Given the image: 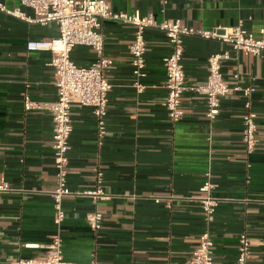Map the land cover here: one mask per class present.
Segmentation results:
<instances>
[{
  "label": "crops",
  "instance_id": "0c3cea01",
  "mask_svg": "<svg viewBox=\"0 0 264 264\" xmlns=\"http://www.w3.org/2000/svg\"><path fill=\"white\" fill-rule=\"evenodd\" d=\"M1 1L9 8L21 7L20 0ZM106 1L116 12L139 10L158 23L181 19L205 30L242 24L256 36L264 30V0ZM22 9L34 15L32 9ZM101 32L105 55L112 60L105 72L112 85L107 133L99 139L93 110L73 106L71 193L63 199L66 218L57 226L54 117L45 108L26 111L24 93L42 105L57 101L52 54L29 52L26 44L55 38L59 28L0 12V183L4 178L9 186L0 194V264L41 258L43 248L24 244L45 246L57 234L63 239L65 259L72 262L188 264L206 231L214 242V264H237L242 234L250 242L248 262L264 264V53L235 51L215 39L185 38L188 85L204 84L210 55L226 52L230 58L222 62V72L229 85H255L258 145L249 154L242 140L241 92L231 91L222 99L214 120L207 117V96L187 92L184 117L173 123L166 109L169 39L156 27L146 30V75L139 90L128 50L134 27L103 20ZM71 57L87 66L97 55L90 47L78 46ZM207 181L214 184L209 193L203 190ZM97 190L102 195L92 193ZM205 196L219 200L211 223L200 200ZM96 210L104 216L97 232L86 221Z\"/></svg>",
  "mask_w": 264,
  "mask_h": 264
},
{
  "label": "built area",
  "instance_id": "2783aa9c",
  "mask_svg": "<svg viewBox=\"0 0 264 264\" xmlns=\"http://www.w3.org/2000/svg\"><path fill=\"white\" fill-rule=\"evenodd\" d=\"M21 7L9 8L4 1L0 2V12L24 20L29 23L47 25L56 23L59 35L52 39H32L26 44L29 52H49L52 57L49 65L55 70V85L58 99L51 104H40L24 93V108L26 111L48 109L54 117V165L57 170L58 185L52 193L54 198L55 223L61 226L66 218L63 199L71 193L68 185L69 154L71 151V136L73 132L72 108L75 104L91 108L98 123V137L103 139L107 133L108 95L112 88L106 77V69L112 60L105 55V36L101 32L103 20H111L133 26L135 36L128 50L132 56L134 85L143 89L140 80L145 77L147 40L146 30L156 27L162 31L171 43L170 54L165 58L166 88L168 90L166 109L173 123L184 117L182 99L187 92H200L207 96V117L214 120L220 114V104L231 91L241 92L244 99V115L242 122V140L246 151L251 154L258 145L257 114L254 110L253 95L256 91L254 84L231 87L222 72V62L230 58V54L216 53L208 58L209 70L204 84L190 86L186 82L183 66L185 53V38L198 36L204 39H215L227 43L235 51H244L253 55L264 53V30L261 36H256L243 28L218 26L210 30L189 27L181 19H166L156 22L153 15H142L139 10L116 12L106 0H20ZM22 7L33 10L29 16ZM78 46L92 48L97 55L90 65H78L71 57ZM250 166V165H248ZM101 176V173L99 174ZM214 184L207 181L203 190L209 193ZM9 190L8 183L3 178L0 183V194ZM102 195L101 190L92 192ZM202 208L207 222L215 220L219 200L211 196L201 199ZM157 201H160L159 199ZM104 216L100 211H93L86 217L89 227L97 232L102 228ZM31 249L45 250L44 256L31 260L20 259L11 264H99L92 260L88 263L72 262L65 259L62 236L57 234L45 246L40 244H24ZM214 242L209 231L200 236L199 245L188 264H214ZM250 242L246 234L239 240L237 264H250L248 256Z\"/></svg>",
  "mask_w": 264,
  "mask_h": 264
}]
</instances>
